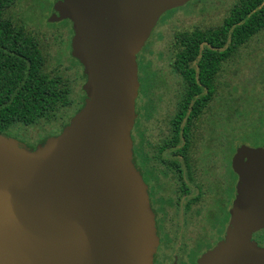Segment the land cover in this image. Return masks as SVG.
Masks as SVG:
<instances>
[{"label":"water","instance_id":"1","mask_svg":"<svg viewBox=\"0 0 264 264\" xmlns=\"http://www.w3.org/2000/svg\"><path fill=\"white\" fill-rule=\"evenodd\" d=\"M190 0H56L72 23L85 99L33 149L0 133V264H153L158 245L145 183L131 159L136 55L160 17ZM245 159V160H243ZM239 175L224 239L197 264H264V144L236 148Z\"/></svg>","mask_w":264,"mask_h":264},{"label":"flooded vegetation","instance_id":"2","mask_svg":"<svg viewBox=\"0 0 264 264\" xmlns=\"http://www.w3.org/2000/svg\"><path fill=\"white\" fill-rule=\"evenodd\" d=\"M228 13L229 9L216 25L173 31L169 44L159 49L155 44L165 34L160 28V37L148 49L151 31L136 55L139 87L130 130L131 159L145 183L154 216L158 245L153 264H197L201 255L224 239L239 179L232 165L236 148L264 144L263 137L259 144L249 145L242 136L230 134L229 80L224 78L230 61L228 25L217 40L220 46L210 45L218 52L216 69L202 71L199 67L197 30L219 27ZM72 35L70 22V35L67 30L57 54L62 67L52 75L66 95L53 106L59 111L73 110L69 116L53 117L52 121L60 122L57 134L86 97L83 66L71 53ZM69 70L72 77L67 75ZM10 128L4 135L8 136ZM47 137L42 135L32 144L13 138L33 149ZM251 239L264 246V227L253 231Z\"/></svg>","mask_w":264,"mask_h":264},{"label":"rangeland","instance_id":"3","mask_svg":"<svg viewBox=\"0 0 264 264\" xmlns=\"http://www.w3.org/2000/svg\"><path fill=\"white\" fill-rule=\"evenodd\" d=\"M235 1L190 0L183 6L166 11L152 30L146 48L149 49V45L154 43V38L160 37V28L165 34V39L156 42L155 49L169 44L172 32L177 29L218 24ZM55 2L56 0H16L15 4L6 10V16L11 18L15 26L23 28L27 34L34 35L38 40L45 58V70L50 75L59 73L62 66L57 64L58 50L61 48V42L67 39V30L70 35V22L52 20ZM170 19L172 20L169 21ZM67 75L72 77V72L67 71ZM225 77L229 80L230 91V134L243 129L244 133L241 134L243 141L249 145L261 142L262 137L246 134L245 130H248V126L244 125L256 115L257 110L264 109V29L255 34L233 55ZM57 113H66L65 116H69L73 110ZM49 120L50 123L42 119L34 126L27 127L15 124L8 131V136L30 144L40 139L42 135L54 136L60 129V122L52 121L53 118Z\"/></svg>","mask_w":264,"mask_h":264},{"label":"trees","instance_id":"4","mask_svg":"<svg viewBox=\"0 0 264 264\" xmlns=\"http://www.w3.org/2000/svg\"><path fill=\"white\" fill-rule=\"evenodd\" d=\"M15 2L0 0L1 134H6L7 129L15 124L30 125L56 115L66 117V113H57L59 110L53 106L62 102L66 95L58 78L46 72L45 58L38 40L23 28L15 26L11 18L6 16V10ZM226 25L231 59L239 47L264 29V0H236L219 27L197 30L196 54L199 55L200 70L216 69L215 56L218 52L210 45L220 46L221 42L217 43V40L222 39L221 34L225 32ZM244 126H248L246 134L264 138V109L257 110L256 115ZM242 133L243 129L231 132V135L242 136ZM259 143L254 142L253 145Z\"/></svg>","mask_w":264,"mask_h":264}]
</instances>
